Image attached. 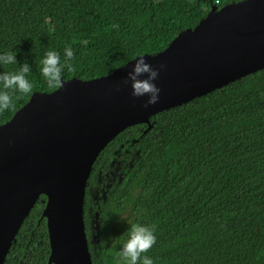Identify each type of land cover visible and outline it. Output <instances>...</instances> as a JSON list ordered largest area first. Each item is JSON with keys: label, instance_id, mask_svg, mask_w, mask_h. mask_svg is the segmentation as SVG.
Segmentation results:
<instances>
[{"label": "trees", "instance_id": "16d2710c", "mask_svg": "<svg viewBox=\"0 0 264 264\" xmlns=\"http://www.w3.org/2000/svg\"><path fill=\"white\" fill-rule=\"evenodd\" d=\"M242 0H0V52L32 66L31 93L13 94L8 121L33 93H49L43 55L71 46L62 81L111 73L162 51L210 10ZM118 25V27H113ZM18 97V98H17ZM127 127L99 153L83 198L91 264H124L132 224L154 228V264H264V68ZM40 195L3 264H48Z\"/></svg>", "mask_w": 264, "mask_h": 264}, {"label": "water", "instance_id": "95a60500", "mask_svg": "<svg viewBox=\"0 0 264 264\" xmlns=\"http://www.w3.org/2000/svg\"><path fill=\"white\" fill-rule=\"evenodd\" d=\"M143 56L159 70V99L147 108V96L133 97L123 83L135 57L107 75L33 93L0 125V264L40 195L47 263L91 264L83 198L93 162L127 127H149L150 116L263 69L264 0L212 6L165 49Z\"/></svg>", "mask_w": 264, "mask_h": 264}, {"label": "clouds", "instance_id": "9594fccd", "mask_svg": "<svg viewBox=\"0 0 264 264\" xmlns=\"http://www.w3.org/2000/svg\"><path fill=\"white\" fill-rule=\"evenodd\" d=\"M113 27H118V25H113ZM73 56L74 51L71 46H66L63 49V60L55 50L47 51L43 55L40 61V73L50 88L61 86L63 73L72 67ZM134 61L131 70L127 71L123 83L128 84L130 82L133 97L147 96L143 105L147 108L159 99L160 89L154 82L159 70L153 68L143 55L137 56ZM12 64L18 65L16 51L0 52V66ZM163 67L164 65L161 64L160 68ZM31 70L32 66L23 62L19 63L16 71H0V110L8 109L12 105L13 94L18 93L19 96H23L31 93L33 85L27 75L31 73ZM127 231L129 238L119 252L124 264H154L150 256L142 255L155 243L154 228L137 223L132 224Z\"/></svg>", "mask_w": 264, "mask_h": 264}]
</instances>
